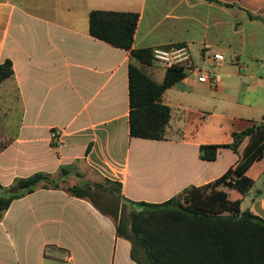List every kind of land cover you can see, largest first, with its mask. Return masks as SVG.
<instances>
[{
  "label": "crops",
  "instance_id": "obj_1",
  "mask_svg": "<svg viewBox=\"0 0 264 264\" xmlns=\"http://www.w3.org/2000/svg\"><path fill=\"white\" fill-rule=\"evenodd\" d=\"M215 1L0 0V65L10 60L14 71L0 90H16L5 112L0 101V138L8 140L0 144V185L66 167L71 185L122 183V208L125 199L161 204L220 179L239 160L227 147L233 135L264 124V0ZM94 10L138 13L134 49L182 47L194 67L216 75L217 86L195 72L165 92L168 139L131 137V55L90 35ZM213 52L224 62L214 66ZM166 70L154 63L148 73L161 84ZM204 145L222 146L215 161L202 160ZM250 194L241 211L264 219V200L246 205ZM119 235L90 201L40 189L0 214V264H146Z\"/></svg>",
  "mask_w": 264,
  "mask_h": 264
},
{
  "label": "trees",
  "instance_id": "obj_2",
  "mask_svg": "<svg viewBox=\"0 0 264 264\" xmlns=\"http://www.w3.org/2000/svg\"><path fill=\"white\" fill-rule=\"evenodd\" d=\"M139 20L140 15L135 12L94 10L89 15L90 35L130 52V135L162 141L168 139L173 112L163 96L182 82L187 72L180 66L169 68L161 84L151 77L148 68L155 63L153 49L133 48ZM13 75L12 62L6 60L0 65V86ZM227 147L239 155V160L220 179L206 186L187 188L165 203L125 199L121 208L122 183L108 179L103 183L83 181L76 173L75 177L82 180L71 185L72 169L63 167L56 175L40 172L17 178L7 188L0 185V214L15 200L37 190H65L112 217L119 236L129 240L135 252H143L146 264H264V219L241 211L244 197L256 180V174L253 179L249 171L264 166V124L235 133ZM221 148L202 146V160L215 161ZM221 187L234 190L235 194L229 195ZM105 194L112 199L103 203ZM126 209L130 211L129 218L124 216Z\"/></svg>",
  "mask_w": 264,
  "mask_h": 264
},
{
  "label": "built area",
  "instance_id": "obj_3",
  "mask_svg": "<svg viewBox=\"0 0 264 264\" xmlns=\"http://www.w3.org/2000/svg\"><path fill=\"white\" fill-rule=\"evenodd\" d=\"M154 62L158 65L165 67L166 69L173 67H184L187 72V76L192 73L198 74V81L204 84L217 86L218 80L214 73L210 71H201L193 66L190 59V55L185 48L178 47H159L153 49ZM209 60L214 66H218L224 62L225 57L220 53H212ZM53 141L57 142L58 148L62 147L60 132L54 131L51 135Z\"/></svg>",
  "mask_w": 264,
  "mask_h": 264
},
{
  "label": "rangeland",
  "instance_id": "obj_4",
  "mask_svg": "<svg viewBox=\"0 0 264 264\" xmlns=\"http://www.w3.org/2000/svg\"><path fill=\"white\" fill-rule=\"evenodd\" d=\"M0 101H1L2 110L5 112L7 108L9 109V106H7V103H9L10 101H13L14 103H16V90L11 85L6 86L2 90H0ZM7 141H8L7 138H0V144H3ZM255 171H256L255 172L256 186L252 187L251 194L247 196V200L245 202L246 205L252 202L251 200L252 197L253 198L257 197V199L261 198L262 200H264V166L258 167ZM260 191L263 192L261 196L257 195ZM0 196H1V193H0ZM101 201H103V199H101Z\"/></svg>",
  "mask_w": 264,
  "mask_h": 264
}]
</instances>
